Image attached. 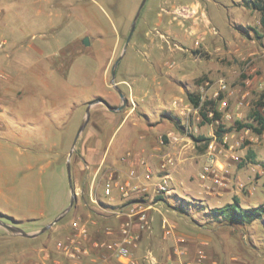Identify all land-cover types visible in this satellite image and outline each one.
I'll use <instances>...</instances> for the list:
<instances>
[{"label": "rangeland", "instance_id": "374dc122", "mask_svg": "<svg viewBox=\"0 0 264 264\" xmlns=\"http://www.w3.org/2000/svg\"><path fill=\"white\" fill-rule=\"evenodd\" d=\"M17 1L0 0L2 37L10 43L30 40L35 34L31 42L40 44L39 29L43 27L49 43L41 61L52 64L53 70L66 78L63 86H67L68 101L67 107L62 108L66 112V122L58 124L54 138L41 143L31 140L33 147L30 149L36 152V159L25 160L28 148L21 143L23 140L16 142L20 155L16 152L0 158V170L7 171L11 166L19 169L12 178L0 177L1 184L5 180L13 187L12 194L0 196V223L34 234L57 218L70 202L67 161L76 200L55 225L66 227L55 233L50 228L34 239H27L13 235L0 224V264H83L81 254H93L92 249L84 253V247L87 249L94 243L95 232L90 221L98 220L92 197L99 200L104 196L107 180H99L105 165L91 194L93 168L99 166L100 153L97 151L92 157L88 154L97 150L94 146L97 140L109 142V158L116 150L121 151L123 143L130 147L126 139L142 142L141 128L134 124L157 130L147 137L150 146L146 147L141 160L147 162L154 177L165 164V172L171 178L168 193L151 201L149 198L150 203L160 206L166 221L157 216L156 224L145 228V232L152 231L154 239L151 244L146 242L141 246L140 254L146 251L162 254L161 248H164L166 253H163L179 264L173 248L175 240L181 239L179 248L185 255L180 262L183 264H196L199 254L205 256L203 264H264V217L261 221L236 226L219 222L210 214L211 209L234 201L242 209L264 208V132L258 135L249 128L239 129L235 123L255 127L250 114L256 109V102L264 103V30L259 23L260 14L247 6L250 0H199L217 25V31L209 26L213 33L200 38L188 29L190 23L198 21L199 11L194 19L173 14L176 8L190 6L194 0H168L166 4L164 0H146L115 70V83L127 100L126 105L120 112L110 113L102 104H93L89 122L70 157L72 142L85 119L87 106L99 100L112 107L122 104L110 85L111 68L122 54L142 0H40L36 7L51 13V17L37 19L31 18L32 10L22 12L20 8L23 5L28 9L30 0ZM168 7L172 10L168 15L169 26L178 29L180 23L190 36L187 42L179 41L157 25L158 13ZM231 17L241 25L234 24L232 29L243 37L244 44L235 53L225 49L230 52L225 55L222 49L214 51L212 47H221V41H217L218 31L229 43L235 42L228 28V21L233 24ZM85 38L89 46L82 44ZM15 55L16 62L6 70L28 76L27 72L34 70V60L38 57L22 52ZM40 69L38 65L35 70L39 72ZM123 79L127 84L120 85ZM219 79H225L239 96L247 93V105L237 115L230 103L231 120L221 116L218 121L207 123L200 115L204 103L194 107L188 95L200 97L203 89L209 98L211 91L206 84H215ZM35 90L38 94L31 102L38 107L43 102V94L37 87ZM49 99H45L47 103ZM207 102L213 103L212 107L218 110V103ZM259 110L264 117V107ZM219 126L223 127L220 136L216 133ZM200 137L207 141H196ZM52 142L55 144L50 147ZM210 144L215 147L214 160L222 164L217 162L213 168L224 167L228 172L218 170L201 179L198 174L207 163ZM230 146H233L231 153ZM231 155L238 156L239 161H233ZM90 159L92 163L89 164ZM75 208L77 215L73 216ZM75 222L78 228L74 227ZM163 223L174 231L172 247L162 242ZM81 227L84 234L80 233ZM120 239L121 235L109 244Z\"/></svg>", "mask_w": 264, "mask_h": 264}, {"label": "crops", "instance_id": "0c3cea01", "mask_svg": "<svg viewBox=\"0 0 264 264\" xmlns=\"http://www.w3.org/2000/svg\"><path fill=\"white\" fill-rule=\"evenodd\" d=\"M17 2L22 1L19 0ZM39 2L40 0H30V6L28 9L23 5H20V8L22 12L32 10L34 15L31 18H50L51 13L48 14L45 10L36 7ZM166 2H168V0L163 1L164 4H166ZM190 6L197 8L200 15L198 21L190 23L188 27L190 30L189 33L194 34L195 37L197 36L198 38L208 36V33H213L212 29H215V26L217 25L207 12V9L199 0H194ZM162 11V13H158L157 15V25L161 26L167 34H172L179 41L183 43L187 42L188 39H190V36L186 34L187 30L184 29L182 25L180 26V23L177 24L178 29H172L171 27L173 25L169 26L171 21H168V18L172 10L168 7L166 9L163 8ZM6 14L2 17L3 20L6 18ZM231 18L233 24H230L228 21V28L231 30L235 42L229 43L228 39L218 31L219 39H217V41H221V47L211 46L214 51H221L222 49L225 55L230 53L226 52L225 49H231V51L235 53L238 52L244 44L243 37H241L237 31L232 29L234 24L238 27H241V25L235 23L233 17ZM209 26L212 29H210ZM39 32L40 38L42 39L40 44L31 42L35 39V34H32L30 40L22 39L9 43L2 37L3 33L0 30V158L2 156V158H6L5 154L16 152L20 155L21 153L16 147V142L17 140H23L21 143L28 148V151L25 153V160L30 162L31 160L36 159V152L30 149L33 147V142H31V140L34 139L41 143L44 140L46 141L50 138H54L53 132L57 131L58 127L66 122V112L62 109L64 106L67 107L68 101L67 86H63L66 78L59 72L53 70L52 64L49 65L46 62L45 64L42 63L41 59L46 56V46L49 43V39L43 27L39 29ZM205 49L209 51L208 45L205 46ZM19 52L32 53L34 56L38 57V59L34 60V70H29V72H27V74H29L28 76H23L25 75L24 73L21 74L19 72L15 73V71L11 72L6 70L9 67H13L16 62L14 56ZM38 65L41 66L39 72L35 70ZM184 78L185 75L182 76V79ZM153 80L157 81V77H154ZM181 81L177 82L180 83ZM119 84H127V82L123 79L119 81ZM36 87L39 89V92L43 94V102L42 104L39 103L38 107L34 106V104H32L33 102H31L36 97ZM47 97H50L48 103L47 100H45ZM132 112H134V110H132ZM59 123L60 125L58 126ZM134 127L141 128L140 134L142 142H138L135 139H126V142H129V144L127 143V146L129 145L130 147L128 148L124 143L122 145L120 143V145L123 146L121 151H118L119 149L116 150L111 158H109L111 151L107 152L109 149V142L105 144V141L97 140L94 144L97 150L94 149V154H88V156L92 157L97 151V153H100V160H98L99 166H97L96 169L93 168L94 180H92L91 194L94 193L93 187L95 180L105 165L106 168L102 175H100L99 180H107L106 186L109 185L110 194L106 195L104 191V196L99 200L96 196L92 197V201L95 203L93 211L98 220L94 219L90 221L94 228L93 231L95 232V237L93 238L94 243L93 246H88L87 249L84 247V253L92 249L93 254H81L83 264H117V256L116 254H113L112 250L108 247V244L111 240L120 237L122 224L130 220L128 218V209H131L129 207H132L133 203L137 202V198L140 196L138 192L132 191L131 189L121 190L119 188L120 186L123 188L125 183H130L131 185L137 184L139 186L147 185V181L142 177L140 162L145 155L147 150L146 147L150 146V142L146 140L147 137L153 135L157 130L155 131L154 128L139 126L138 124H134ZM54 144L55 143L52 142L50 147ZM108 161L109 163L112 162L115 164H111L110 166ZM90 162L92 163L91 159L88 160L89 164ZM88 168H90V166H88ZM16 170L19 169L12 166L9 167L7 171L2 169L0 170V173H2L0 174V177L12 178ZM131 173H133L136 178H130ZM154 179L155 177L153 180ZM117 185H119V188ZM12 188L11 184L4 180L2 184L0 183V196L12 194ZM160 209V206L157 204H151V209L147 212L149 224L154 226L156 224L155 221L157 216H162L164 221H166L164 214L161 213ZM72 212L73 216L77 215L76 208ZM39 216L43 217L42 213H40ZM104 223L107 224L104 225ZM136 223L137 221H134V225H136ZM55 225L51 228L52 230L54 229L53 233L66 227L62 225L55 227ZM164 225H166V223L162 224L161 229H163ZM134 233L138 235V240L136 242V247L131 250V256L137 264H176V262L169 259L167 254H164L166 253V249L164 248H161L162 254H152L151 251H146V254H140L141 246L144 243H152V240L154 239L152 235L153 233L152 231L150 233L147 231L145 232V230L142 232L138 227H134ZM77 239L79 243V238L77 237ZM161 239L167 247H172L174 244V231L172 230L166 235L165 230L163 229ZM148 253L151 254L154 261L150 259L147 260ZM192 255L195 256V254Z\"/></svg>", "mask_w": 264, "mask_h": 264}, {"label": "built area", "instance_id": "2783aa9c", "mask_svg": "<svg viewBox=\"0 0 264 264\" xmlns=\"http://www.w3.org/2000/svg\"><path fill=\"white\" fill-rule=\"evenodd\" d=\"M173 14L179 18L183 19H194L198 15V9L194 8L192 6H185V7H178L173 11ZM208 90L211 91V96L207 98L206 94L203 92L199 97L200 105L207 101H212L215 103H218V110L217 112L220 113V117L222 116L226 120H231L232 114L229 111L230 103L233 105V110L235 111V114L240 115L241 110L247 105L246 99H247V93H244L242 95H238V92L235 88H233L225 79H219L215 84L209 85ZM241 100V102H239ZM209 116L212 117L213 113L210 111L208 113ZM238 144V143H237ZM233 146L229 147V152L231 153V149ZM207 153V163L202 168V171L199 172V177L201 179H206L209 174H215L216 172L221 173H227V169L224 167L217 169L213 168V164L219 163V161H215L214 157L216 155L215 153V147L213 144L209 145ZM230 158L233 161H239V157L235 155H231ZM222 165L221 163H219ZM140 167L142 169V177L147 181V185L139 186V185H131L130 183H125L124 187L119 188V185L117 187L121 190H128L131 189L132 191L138 192L139 197L137 198V202L133 203V206L129 207L131 209H128V220L127 222L123 223L120 229V235L121 239L119 241L112 242L108 245V247L114 251V253L117 256V264H137V262L132 258L131 250L132 248L136 247V242L138 240V235L134 233V227H138L140 231H144L146 227L149 226L148 221V215L147 212L151 209V204L149 202L158 195L166 194L169 192L170 182L171 178L169 174L165 172L166 165L163 164L160 168L161 171L158 172V175L155 176V180H153L154 175L151 171V168L145 161L140 162ZM224 168V170H223ZM130 178H136L133 173L130 174ZM125 193V191H124ZM105 194H110V187L107 185L105 187ZM149 196V197H148ZM148 200V201H147ZM132 218V220H131ZM135 219V220H134ZM134 221H137L136 225H134ZM74 227L78 228V223H74ZM163 229L165 230V234L168 235L172 231V227L170 226H163ZM81 234L85 233V230L81 227L80 230ZM183 241L181 239L175 240V248H173V255L176 256L179 259V264H183L180 262V259L185 255L184 251L179 248V244ZM153 260V257L150 253H148L147 260ZM205 259L204 254H199L198 259L196 261V264H203V260ZM190 264V263H189Z\"/></svg>", "mask_w": 264, "mask_h": 264}, {"label": "trees", "instance_id": "16d2710c", "mask_svg": "<svg viewBox=\"0 0 264 264\" xmlns=\"http://www.w3.org/2000/svg\"><path fill=\"white\" fill-rule=\"evenodd\" d=\"M247 6L251 7L253 10L257 11L260 14V25L264 30V2L263 0H250ZM263 97V96H262ZM188 99L194 107H199V97L195 94H189ZM214 104L211 102H205L200 107V115L204 121L211 123L218 121L220 119V113L217 112L212 106ZM261 107H264V103L259 100L256 102V109L253 110L250 114V119L256 124L254 127L252 124H244L242 122H235L239 129L249 128L254 131L256 134L261 135L264 132V117L259 110ZM212 112L213 115L211 118H208V113ZM222 126L218 127L217 135L220 136V133L223 132ZM196 141H207L205 138H196ZM210 214L213 219L219 222H225L228 224L242 226L251 224L254 221H261L264 217V208L262 206L242 209L236 201L230 204H226L219 208H213L210 210ZM1 215V214H0Z\"/></svg>", "mask_w": 264, "mask_h": 264}, {"label": "water", "instance_id": "95a60500", "mask_svg": "<svg viewBox=\"0 0 264 264\" xmlns=\"http://www.w3.org/2000/svg\"><path fill=\"white\" fill-rule=\"evenodd\" d=\"M145 2H146V0H142V2L140 4V6H139V8H138V10H137L134 18H133V21L131 23V27H130L128 36L126 38L125 44H124L122 54L115 60L113 66L111 68L110 85L112 86V88L114 89V91L119 96L122 104L119 107H112V106H110L104 100H99L96 103L89 104L87 106L86 110H85V119H84L83 123L81 124L80 128L78 129V131H77V133H76V135L74 137V140L72 142L71 150L69 152V157L72 155V152H73V150L75 148V145H76V142H77L79 136L81 135V133L83 132V130L85 129V127L87 126V124L89 122V119H90V107L93 104H102L110 113H118L126 105L127 100L125 99V97L122 94L121 90L118 88L117 84L115 83V70H116V67L118 66L119 62L121 61V59H122V57H123V55H124V53H125V51L127 49V46H128V44H129V42L131 40V37H132V35L134 33V29H135V25H136L137 19L139 17V14H140V12H141V10H142ZM82 44L84 46H89V40H88V38H85L82 41ZM66 173H67L68 185H69V188H70V202H69V206L57 218H55L52 222H50L45 227H43L39 232L34 233V234L25 233L24 231H22L21 229L15 227V226H10V225L4 224V223H0V224L6 230L10 231L13 235L20 236L22 238H27V239H34V238L42 235L46 231H48L50 228H52L53 225L57 224L60 220H62L63 217L65 216V214L70 211V209L73 207V204H74V202L76 200V194H75V191H74L73 186H72L71 170H70V163H69V161H67V163H66Z\"/></svg>", "mask_w": 264, "mask_h": 264}]
</instances>
